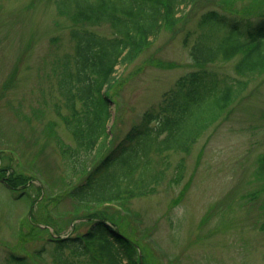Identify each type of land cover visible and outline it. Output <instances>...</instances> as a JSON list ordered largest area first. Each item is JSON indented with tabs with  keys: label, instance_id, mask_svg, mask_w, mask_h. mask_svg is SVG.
I'll use <instances>...</instances> for the list:
<instances>
[{
	"label": "rangeland",
	"instance_id": "obj_1",
	"mask_svg": "<svg viewBox=\"0 0 264 264\" xmlns=\"http://www.w3.org/2000/svg\"><path fill=\"white\" fill-rule=\"evenodd\" d=\"M246 5L195 0L134 62L117 65L107 92L110 138L92 157L100 159L105 145L120 141L179 77L199 69L190 49L204 12L235 13ZM76 28L113 36L108 24L79 25L61 15L55 0H0V179L6 181L0 180V264H13V253L28 264H86L92 253L66 249L58 261L54 239L84 233L90 215L103 211L146 264H264V184L257 178L264 154V74L247 80L228 114L189 153L156 158V170L164 173L153 193L124 204L87 205L69 195L83 173L62 152L76 146L58 83L72 61ZM235 63L207 69L238 78Z\"/></svg>",
	"mask_w": 264,
	"mask_h": 264
},
{
	"label": "trees",
	"instance_id": "obj_2",
	"mask_svg": "<svg viewBox=\"0 0 264 264\" xmlns=\"http://www.w3.org/2000/svg\"><path fill=\"white\" fill-rule=\"evenodd\" d=\"M65 1L55 0L57 9L76 24H109L113 29L110 38L73 29L72 61L68 58L58 82L71 113L64 116V123L76 143L74 149L66 147L62 152L83 173L69 195L80 203L124 204L153 193L164 173L156 170V158L169 152L189 153L228 114L246 90L247 80L264 74V0H240L247 3L241 12H204L190 49L199 69L181 76L120 141L112 148L106 144L105 154L97 160L92 154L101 141L105 144L110 138L112 102L107 92L116 66L134 62L163 29L180 22L184 9L195 0H76L75 8L63 6ZM232 60H236L238 78L207 69L210 64ZM182 170L179 163L177 182L182 180ZM257 178L264 184V154ZM107 214L90 215L94 218L84 233L54 239L57 260L61 261L66 249L79 255L92 253L86 264H146L134 241ZM10 261L28 264L24 256L13 254Z\"/></svg>",
	"mask_w": 264,
	"mask_h": 264
}]
</instances>
